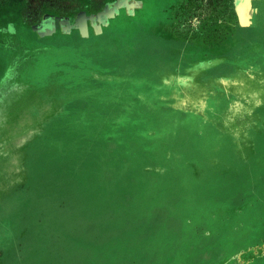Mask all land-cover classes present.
Masks as SVG:
<instances>
[{
  "label": "rangeland",
  "instance_id": "obj_1",
  "mask_svg": "<svg viewBox=\"0 0 264 264\" xmlns=\"http://www.w3.org/2000/svg\"><path fill=\"white\" fill-rule=\"evenodd\" d=\"M0 264H264V0H0Z\"/></svg>",
  "mask_w": 264,
  "mask_h": 264
},
{
  "label": "trees",
  "instance_id": "obj_2",
  "mask_svg": "<svg viewBox=\"0 0 264 264\" xmlns=\"http://www.w3.org/2000/svg\"><path fill=\"white\" fill-rule=\"evenodd\" d=\"M200 2V1H204L205 3L206 2H208V3H212V2H214V1H219V0H188V3H190V5H194V4H196L197 2Z\"/></svg>",
  "mask_w": 264,
  "mask_h": 264
}]
</instances>
